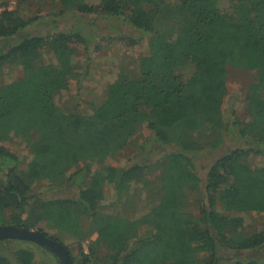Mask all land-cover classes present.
Wrapping results in <instances>:
<instances>
[{"label": "trees", "instance_id": "16d2710c", "mask_svg": "<svg viewBox=\"0 0 264 264\" xmlns=\"http://www.w3.org/2000/svg\"><path fill=\"white\" fill-rule=\"evenodd\" d=\"M58 2L59 17L120 20L131 28L122 38L132 45L147 39L148 53L136 70L122 68L87 114L64 108L56 96L74 46L89 54L95 32L73 20L53 34L31 33L28 26L41 17L0 0V70L22 69L0 84V225L46 223L57 233L40 230L64 244L73 261L66 241L77 244L83 264H264V228H248L244 218L264 215V163L253 162L264 158V0H230L227 9L218 0ZM48 45L54 61L44 57ZM229 68L257 71L244 117L233 121L223 110ZM144 126L153 133V148L165 147L161 159H144V143L126 166L108 164ZM6 142H18L26 157ZM216 149L217 159L201 177L196 157ZM88 161L99 168L92 171ZM73 180L85 184L64 196ZM40 181L48 183L47 195L33 193ZM110 185L116 198L107 201ZM143 195L153 201L141 212L135 208ZM6 240L13 239L0 241ZM248 250L246 257L225 255ZM15 256L16 263L0 256V264H34L30 248Z\"/></svg>", "mask_w": 264, "mask_h": 264}, {"label": "rangeland", "instance_id": "374dc122", "mask_svg": "<svg viewBox=\"0 0 264 264\" xmlns=\"http://www.w3.org/2000/svg\"><path fill=\"white\" fill-rule=\"evenodd\" d=\"M7 3L10 9L17 10L19 8L20 12L27 17H41L39 21L35 19L34 22L28 26L27 30L31 33L43 35L53 34L58 31L57 27L63 28L71 26L73 20L80 21V25L84 26L87 32H95L97 38L95 43L92 42V49H90L89 54L84 46L80 44L74 46L75 50L70 63V72H67L62 89H60L56 96V101L64 108L78 106V109L82 113L87 114L90 111V102L95 104L102 102L109 84L118 79L120 70L125 67L136 70L141 57L148 53L147 39L132 45L127 39L122 38L131 28L118 19H104L100 17L99 14H93L89 17L87 15L75 17L73 13L59 17L55 14L60 7L58 0H7ZM218 6L221 7V9H227L230 6V0H218ZM3 10V8H0V13ZM93 20H95L97 24L94 27L90 25V22ZM110 33L114 34V36H110ZM95 44L98 45L97 49L94 48ZM43 53L45 59L54 61L52 46L49 47L48 45ZM197 58L202 59L203 57L198 56ZM256 74V70L249 71L229 68V92L223 103L224 117L227 120L231 119L233 121L236 118L243 119L246 106V94ZM21 75L22 69L19 66H7L0 70V84L10 83ZM231 110L235 111V115H231ZM153 137V133L149 128L146 126L142 127L137 137L126 145L124 151L107 159V163L115 166H126L130 156L139 152V150H141L140 145L144 143L147 144L148 148L144 159H150L152 161L160 160L165 147L159 145L157 149H154L152 144L154 141L151 142ZM5 144L17 151L20 156L26 157L27 151L23 146L19 145L18 142H6ZM220 150L221 149H216L215 151L209 150L197 156L194 165L195 172L201 177H204L207 168L217 159ZM253 162L255 166L259 167L264 163V158L254 157ZM87 165L91 166L92 171H96L99 168V164L95 161H88ZM156 168L158 169V162L157 167L154 166L148 171V175H151ZM76 169V167L72 168L70 173ZM83 184L85 183L79 184L74 180L71 181L69 183V188L64 190L63 195H74L73 193L77 192L79 187ZM33 193L47 195L48 183L46 181L34 183ZM152 195H148V197L143 195L142 198L145 196L144 200L139 202L138 207L135 209H140L141 212H144L146 210L145 206H148L153 201ZM105 198L107 201L115 200L116 193L112 185L105 188ZM193 206L195 213L199 214L197 201ZM132 211L137 212L138 210H130L128 213H132ZM244 218L248 228H264V215L255 212L245 215ZM45 224L46 223L39 225L38 228L49 234L57 233L55 229H50ZM95 237L96 235L93 236V238ZM66 244L75 256V261H73V263L83 264L78 258V252L80 250L77 244L71 241H66ZM89 245L90 239L82 242V248L86 253H89ZM24 247L34 251V264H61L58 256L51 249L30 240L13 239L0 241V256H7L12 262L16 263L15 251ZM248 253H250V250L237 252L226 251L225 255L231 256L236 254L240 257H246Z\"/></svg>", "mask_w": 264, "mask_h": 264}, {"label": "water", "instance_id": "95a60500", "mask_svg": "<svg viewBox=\"0 0 264 264\" xmlns=\"http://www.w3.org/2000/svg\"><path fill=\"white\" fill-rule=\"evenodd\" d=\"M2 239H22L39 243L51 249L58 256L61 264H74L67 247L48 237L40 229L19 227L12 224L0 225V240Z\"/></svg>", "mask_w": 264, "mask_h": 264}]
</instances>
